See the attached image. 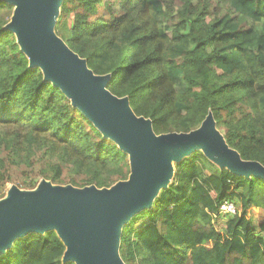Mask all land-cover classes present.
<instances>
[{
  "label": "trees",
  "instance_id": "trees-1",
  "mask_svg": "<svg viewBox=\"0 0 264 264\" xmlns=\"http://www.w3.org/2000/svg\"><path fill=\"white\" fill-rule=\"evenodd\" d=\"M12 9L0 0V198L21 179L30 188L36 177L98 188L126 179L127 154L29 67L4 28ZM59 9L55 34L156 134L193 130L210 112L225 143L264 167V0H62ZM224 201L233 215L219 213ZM258 209L264 180L197 150L122 227L118 253L125 264H264ZM64 251L56 231L29 233L0 264H75Z\"/></svg>",
  "mask_w": 264,
  "mask_h": 264
},
{
  "label": "water",
  "instance_id": "water-1",
  "mask_svg": "<svg viewBox=\"0 0 264 264\" xmlns=\"http://www.w3.org/2000/svg\"><path fill=\"white\" fill-rule=\"evenodd\" d=\"M14 6L4 28L11 31L29 67H37L43 81L70 100L103 137L125 152L129 174L109 187H75L42 180L23 192L12 187L0 201V255L16 238L54 230L63 241V261L75 264H125L118 253L122 227L152 206L173 176L171 161L200 150L230 173L264 180V167L242 160L215 127L209 112L188 132L156 134L149 118L137 116L126 96L107 89L109 76L96 75L86 60L73 52L54 32L62 0H3Z\"/></svg>",
  "mask_w": 264,
  "mask_h": 264
},
{
  "label": "rangeland",
  "instance_id": "rangeland-1",
  "mask_svg": "<svg viewBox=\"0 0 264 264\" xmlns=\"http://www.w3.org/2000/svg\"><path fill=\"white\" fill-rule=\"evenodd\" d=\"M13 10H14V6H13V9H12V13H11V16H12V14H13ZM59 12H60V9H58V15H56L57 17H55V24L57 23V20H58V16H59ZM11 16H10V18H11ZM10 18H9V20H10ZM55 26V25H54ZM219 131V130H218ZM223 132V131H222ZM222 132H220L219 131V133L222 135ZM214 163V162H213ZM173 164H174V161H171V166L173 167ZM216 166H218V164H216V163H214ZM219 167V166H218ZM22 180V179H21ZM21 180H19L18 182H16V181H14V182H9V183H7L6 184V186H7V188H6V191H5V193H4V195H3V197H1L0 198V201L1 200H3V199H5L6 197H7V195H8V193H9V190L14 186V187H16L17 189H19L20 191H23V192H30V191H33V190H35L36 188H37V186L40 184V182L42 181V180H46V179H44V178H42V177H36L33 181H35L36 182V184H35V186L34 187H28L27 185H26V182H28L29 180L28 179H23L22 181ZM48 182H50L49 180H47ZM51 184H53V183H51ZM59 185H63V184H59ZM67 185V184H66ZM70 185H72V184H70ZM263 218H264V212L262 211V210H260V209H258V210H256V211H254L253 212V220L255 221V222H259L260 220H263ZM224 218H220V219H218V224H222V222H224Z\"/></svg>",
  "mask_w": 264,
  "mask_h": 264
},
{
  "label": "built area",
  "instance_id": "built-area-1",
  "mask_svg": "<svg viewBox=\"0 0 264 264\" xmlns=\"http://www.w3.org/2000/svg\"><path fill=\"white\" fill-rule=\"evenodd\" d=\"M218 211L222 215L224 214L233 215L235 213V205L233 204L232 201H224L220 204Z\"/></svg>",
  "mask_w": 264,
  "mask_h": 264
}]
</instances>
